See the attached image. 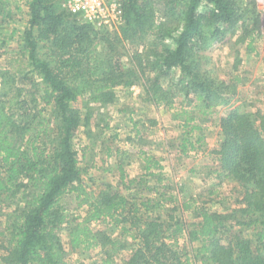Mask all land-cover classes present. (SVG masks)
I'll list each match as a JSON object with an SVG mask.
<instances>
[{"label":"trees","instance_id":"16d2710c","mask_svg":"<svg viewBox=\"0 0 264 264\" xmlns=\"http://www.w3.org/2000/svg\"><path fill=\"white\" fill-rule=\"evenodd\" d=\"M122 2V23L109 30L58 10L53 0H27L24 49L40 81L23 77L25 84L10 86L14 78L0 71V264H69L70 251L93 248L106 254L100 263L119 264L115 255L130 247L128 235L132 250L121 264H264L263 111L237 106L220 116L222 139L211 151L215 172L240 187L241 204L222 214L192 196L179 203L197 216L192 222L161 216L182 188L165 182L157 157L143 153L140 177L129 178L119 163L120 184L134 189L127 195L111 183L87 189L75 147L77 131L91 128L95 115L118 101L120 88L141 83L157 106L173 108L177 93L191 99L174 116L190 126L182 153L195 149L189 133L227 105L243 80L219 77L207 66V51L228 39L249 49L263 40L262 0ZM240 63L237 58L234 68ZM68 193L85 209L82 217L63 203Z\"/></svg>","mask_w":264,"mask_h":264},{"label":"rangeland","instance_id":"374dc122","mask_svg":"<svg viewBox=\"0 0 264 264\" xmlns=\"http://www.w3.org/2000/svg\"><path fill=\"white\" fill-rule=\"evenodd\" d=\"M53 2L58 10L62 8V0ZM260 7L263 11L264 0ZM29 18L27 0H0V71H8L7 78H14L15 81H11L10 86L25 84L23 77L34 76L36 81H40V77L32 73L26 58L28 51L24 49L23 35L29 27ZM253 46L254 48L249 49L247 43H235V39H228L207 51V55H211L207 66L219 77L230 80L239 76L243 80L239 83L238 94L227 105L218 108V112L208 114L203 121L199 120L201 129L189 133V138L195 142V149L189 147L187 153H182L179 145L188 135L190 126H186L183 117L176 118L174 115L183 106L186 107L191 99L187 101L177 93L174 107L170 109L149 101L141 83L130 88H120L118 101L103 109L100 117L96 114L91 128L86 130L81 127L75 137L80 164L86 169L83 180L87 189L99 190L111 183L116 190L131 194L134 189L128 191L120 184L118 165L123 164L129 178L140 177L145 173V152L160 160L166 183H171L176 189L182 188V193L175 194L178 201L176 204L162 206L161 216L164 219L175 215L188 222L196 221L197 216L188 211L183 212L179 204L192 196L198 198L200 207L211 212L228 214L238 208L241 204L238 200L241 189L229 179L217 176V162L215 163L211 151L220 145L222 139L220 116L237 106L264 112V39ZM237 58L241 60L238 69L234 68ZM123 60L128 62L127 56H123ZM168 85L165 82V87ZM77 106H81V103H77ZM88 131L90 134H87ZM154 181L151 180V183ZM63 203L73 215H84L85 209L78 207L75 193H68ZM153 214L156 216V213ZM5 218V214H2L1 219ZM227 222L230 226L234 224V229L242 227L235 220ZM93 225L100 226L98 223ZM120 233L121 225L116 226L112 236L119 239ZM225 235L229 236L228 233ZM62 237L67 242V232L64 230ZM124 240L130 247L115 255L119 264L130 256L134 241L130 235ZM198 245L200 241L193 243L194 247ZM105 256L100 248L77 249L69 252L68 261L69 264H102L100 262Z\"/></svg>","mask_w":264,"mask_h":264},{"label":"built area","instance_id":"2783aa9c","mask_svg":"<svg viewBox=\"0 0 264 264\" xmlns=\"http://www.w3.org/2000/svg\"><path fill=\"white\" fill-rule=\"evenodd\" d=\"M62 8L99 28L118 30L122 23V0H62Z\"/></svg>","mask_w":264,"mask_h":264}]
</instances>
